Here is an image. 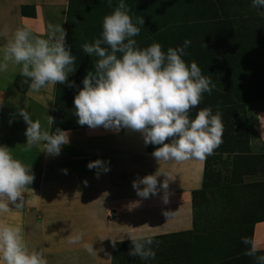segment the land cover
Returning a JSON list of instances; mask_svg holds the SVG:
<instances>
[{
  "label": "crops",
  "instance_id": "crops-1",
  "mask_svg": "<svg viewBox=\"0 0 264 264\" xmlns=\"http://www.w3.org/2000/svg\"><path fill=\"white\" fill-rule=\"evenodd\" d=\"M67 7V0H0V30L7 27L11 34L27 28L46 38L50 23L65 29ZM5 42L0 38V48ZM19 77L25 79L20 67L11 64L7 72L0 73V145L13 150L14 157L31 167L35 176L29 186L32 192L25 193L27 206L35 209L28 207L23 216L22 235L34 239L39 232L35 250L44 253L48 264H121L118 245L127 246L132 235L154 239L156 256L148 264H257L254 257L245 254L249 245L236 242L239 250H233L232 237L218 238L217 232L226 230H222L223 225L215 224V238L203 230L206 223L194 202L205 190L209 156L160 164L152 155L156 149L145 145L142 134L88 126L61 129L70 133V143L62 146L58 156L46 154L42 146L25 151L28 125L19 111L26 110L33 120L39 119L44 128L55 132L54 122L50 124L47 116L55 117L58 98L56 85L31 92L24 80L16 82ZM129 135L134 138L127 139ZM214 154L222 158L227 153ZM98 159L105 161L110 171L88 168ZM157 172L169 173L172 178L167 204L162 189L158 195L143 199L133 188V181ZM164 179L161 175L160 183ZM36 186L51 191L42 194ZM52 186L58 190L53 191ZM166 212L174 215L168 217ZM242 227L255 239L257 255H264V219ZM78 231L85 233L83 242L93 244L97 255H90L82 244L68 243L67 237ZM112 239L117 241L115 246Z\"/></svg>",
  "mask_w": 264,
  "mask_h": 264
},
{
  "label": "clouds",
  "instance_id": "clouds-1",
  "mask_svg": "<svg viewBox=\"0 0 264 264\" xmlns=\"http://www.w3.org/2000/svg\"><path fill=\"white\" fill-rule=\"evenodd\" d=\"M108 3L111 7L112 0ZM252 7L264 9V0H252ZM130 11L120 0L114 11L103 18L101 37L81 46L84 53L97 60L95 70L87 73L83 88L74 98L77 123L91 129L138 132L146 146H160L152 153L160 164L206 159L222 143V113L219 110L214 113L211 107L199 110L194 119L190 113L203 101L205 93L212 94L215 83L202 74L196 61L189 65L183 59L191 45L188 39L183 46L170 47L166 53L155 42L140 48L134 37L140 34L145 21L143 17L134 20ZM259 14L264 16V11ZM47 33L42 38L27 28H18L11 34L7 27L0 30V38L6 41L0 48V73L7 72L10 64L19 66L31 92L56 84L74 87V81L69 83L68 77L76 71V57L67 45V32L61 25L50 23ZM19 115L28 125L25 151L42 146L46 154L58 156L62 146L70 143L69 132L59 128L50 132L26 110H20ZM47 120L50 124L54 122L51 116ZM88 168L110 171L106 162L99 159L90 162ZM161 175L165 177L162 183ZM34 180L31 167L15 158L9 147L0 145V213L12 211L10 205L22 211L28 202L25 193L32 192L29 186ZM170 180L169 173L157 172L133 181V188L143 199L158 195L162 189L167 204ZM84 236L82 231L71 233L68 243L82 244L90 255H97L93 244L83 242ZM130 239V256L145 261L155 259L152 237L132 235ZM116 242L112 239L113 246ZM242 243L250 246L246 255L254 257L257 264H264V255H257L255 239L244 237ZM0 264H48V261L42 251L30 250L20 227L0 222Z\"/></svg>",
  "mask_w": 264,
  "mask_h": 264
},
{
  "label": "rangeland",
  "instance_id": "rangeland-1",
  "mask_svg": "<svg viewBox=\"0 0 264 264\" xmlns=\"http://www.w3.org/2000/svg\"><path fill=\"white\" fill-rule=\"evenodd\" d=\"M67 2L69 12L65 24L66 42L76 57V71L69 74L68 82L74 81L75 86L56 84V97L58 99L54 109L53 128L55 130L57 128L82 127L77 123L78 117L75 115L74 98L83 88V79L87 73L95 70L97 58L84 53L81 46L86 42L92 43L101 37L103 18L111 14L116 8V6H112L114 5L113 1L110 7L108 0H67ZM124 2L127 6L129 3H133L128 7L134 20L136 17H143L145 21L136 38L142 39L143 34L150 35L152 31L157 30L158 32L160 29L169 33L165 39L169 46L162 45L165 53L173 44H176L175 46L183 45L185 40H180L182 35H178L177 32L182 33L184 31L183 28H180L181 25L185 23L192 25L204 20L208 17L207 11L212 12L214 10L213 6L222 13H227L228 10L234 12L240 8L243 10L245 6L251 11L254 8L252 7V0H151L153 11H149L148 15L151 18H147L143 16V1L140 6L136 5L141 0H124ZM245 3L250 6L248 7ZM256 10L264 11V9L254 8V11ZM246 11L247 9H245L244 15L247 14ZM260 12H256L258 19L254 21V24L251 22L249 24L253 28L260 27V30H256L258 33L259 31L264 33V24L261 23L262 15L259 14ZM179 14L182 16L180 17ZM184 17L187 18V22L182 20ZM234 23L230 19L223 26L225 29L218 33L220 35L218 39L219 50L222 47L221 51L223 52L221 57L227 56L221 58L222 64L217 65L212 62L210 55L215 52L213 50L207 56L206 62H204L203 57L200 58L203 63L200 62L199 67L202 72H209L216 85L211 94L215 98L206 96L198 107L191 110L190 116L194 119L198 111L206 107H211L214 113L218 109L222 113V121L224 122V117H227L230 112L236 111L238 114L230 120V125L234 123V128L231 129L232 133L228 137L229 139L222 137L223 147L219 149V152L223 150L222 153L227 154L219 158L213 153L207 159L208 170L207 167L206 170L208 173L205 176L204 186L206 190L203 192L206 193V198H203L205 194L201 193L195 202L198 209L197 213L200 212L202 222L206 223L203 230L215 238L214 234L217 232L215 224L223 225L222 230H226L220 234L217 232L218 238L232 237L235 243L233 250H239L237 248L239 244L245 245L242 243V238H250L249 230L242 227L243 224L264 219V134L261 135L260 133V131L264 133V77L262 79L263 85L255 88V90L260 91L258 94L260 96H255V101L249 97H247L249 102L245 101L248 95L243 94L244 86L242 84L247 81L260 83V77L264 74V36H260L259 33L258 37H250L249 35L246 37L238 29V27L245 26L244 22H239V25H234ZM203 66H205L204 69ZM235 73L240 75H235ZM23 80L19 77L16 82L20 83ZM216 96L219 99H216ZM214 102L218 105L217 109L212 107ZM128 138L133 139L134 137L129 135ZM230 153L234 155V159ZM258 183L262 186H258ZM37 186L43 187V183L41 185L38 183ZM52 187L53 191L58 190L57 187L56 189L54 186ZM260 188L262 191L259 190ZM39 190L42 194L51 191L42 190V188ZM25 199H27L26 196ZM9 207L12 211L0 213V222L18 226L22 231L25 224L23 216H26L28 207L30 211L35 207L27 206V203L26 208L22 211H16L14 205ZM38 234L39 232L34 239L32 236H24L30 250H35L36 243L40 239ZM236 242L240 243L237 244ZM153 247H155L154 244ZM131 248V242L127 246L118 245L117 255H119L118 259L121 264H148L149 260L145 261L138 256H130L128 253Z\"/></svg>",
  "mask_w": 264,
  "mask_h": 264
},
{
  "label": "trees",
  "instance_id": "trees-1",
  "mask_svg": "<svg viewBox=\"0 0 264 264\" xmlns=\"http://www.w3.org/2000/svg\"><path fill=\"white\" fill-rule=\"evenodd\" d=\"M112 1L114 2V5H112V6H116V7L118 6V4L120 2V0H112ZM142 1H143V4H142ZM115 2H118V3H115ZM141 4L143 6V16H146L147 18L148 17L151 18V16L148 15L149 11H153V6L151 5V0H146V1L141 0V2H138L136 6H140ZM245 4H247V3H245ZM131 5H133L132 2L129 3L128 6H131ZM247 5H248V7L250 6L249 4H247ZM213 7H214L213 8L214 10L212 12L207 11V16H208L207 18H205L202 21H199L198 23H194L192 25L185 23L184 25L180 26V28H183L184 31L182 33L180 31H177L178 35H182V37H180V40L181 39H184V40L188 39L191 41V45L186 49V52L188 54L183 57V59L189 65L193 60L197 62L198 66L201 65V63H200V62H202L200 60L201 57H203V59L205 60V61L204 60L203 61L206 62V58L208 55H210L211 50L215 51V52H212L213 54L210 55V57L212 58V62L214 64H217V65L222 64L223 60L221 58H225L227 56L221 57L223 55V52L221 51L222 47L219 50L218 39H219L220 35L218 33L225 29V27H223V26L230 19L232 22H235L234 25H239V22H242V21L244 22V25H245L244 27H238V29L240 30L242 35H245L246 37L248 35L250 37H254V36L258 37V35L260 33V36H264L263 31L262 32L259 31V33H258V30H256V29H259L260 27H254L253 28L249 24L250 22L252 24H254V21L256 19H258V17H257L258 15H256V12L262 11V10L254 11V8H253V10L251 11L250 9H248L245 6V7H243L244 8L243 10L240 8L234 12H231L232 10H228L227 13L226 12L222 13L215 6H213ZM245 9H247L246 15H244ZM136 11H137V9H136ZM179 16L181 17L182 14H179ZM261 17H260L261 23L264 24V16H261ZM182 20H185L184 22H187L186 17H184ZM168 35H169V33H167L166 31H162V29H160L158 32H157V30L152 31V33L150 35H148L147 33L143 34L142 39H138L136 37H134V38L136 39L137 44L140 48H146L154 42L159 43V44L164 45V46H169L168 41L165 40ZM175 45L176 44L171 45V48L181 47V46H175ZM208 45H210V46L208 47ZM163 49L164 48L162 47V50ZM207 50H208V52H207ZM208 62H211V61H208ZM205 66H203V69L205 68ZM202 74L205 76H210L208 71L205 73L202 72ZM235 75H240V74L235 73ZM263 77H264V74L261 75L259 84L258 83H249L248 81L242 83L244 86L243 87L244 88L243 94L248 95V96H246V98L249 97V98H251V100L255 101V96L256 97L260 96V95H258L260 91L255 90V88L256 87L258 88L259 86L261 87L263 85V82H262ZM209 97H213V99L215 98L214 95H210ZM216 99H219V98L216 96ZM245 101L249 102L248 98ZM214 104L212 103V105H213L212 107L217 109L218 105L215 102H214ZM236 116H238L237 112L233 111V112H230V114L227 115V117H224L225 122L222 121L223 127H224L222 137L229 139L228 137H230L231 133H232L231 129L234 128V123L230 125V120H231V118H234ZM227 129H228V131L226 132ZM221 145H222V143H221ZM221 145L214 151V153L219 152V148L223 147V145H222V147H221ZM156 147H160V146L149 145V148L153 149V150L156 149ZM220 152L222 153L223 150ZM232 152H234V151H232ZM207 164H208V160H207ZM207 170H208V167H207ZM207 170L205 172V176L208 173ZM258 186L261 187L262 185L259 184ZM205 190H203L201 193L205 192ZM259 190L262 191V188H260ZM203 195H204L203 198H206V193H203ZM194 205H195V207H197L196 202H194ZM250 238H251V236H250Z\"/></svg>",
  "mask_w": 264,
  "mask_h": 264
}]
</instances>
